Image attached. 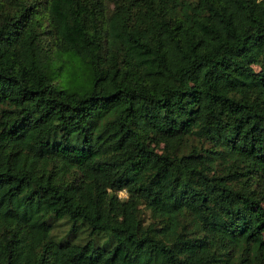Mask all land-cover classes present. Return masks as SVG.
Segmentation results:
<instances>
[{
  "label": "trees",
  "instance_id": "1",
  "mask_svg": "<svg viewBox=\"0 0 264 264\" xmlns=\"http://www.w3.org/2000/svg\"><path fill=\"white\" fill-rule=\"evenodd\" d=\"M0 264H264V0H0Z\"/></svg>",
  "mask_w": 264,
  "mask_h": 264
},
{
  "label": "rangeland",
  "instance_id": "2",
  "mask_svg": "<svg viewBox=\"0 0 264 264\" xmlns=\"http://www.w3.org/2000/svg\"><path fill=\"white\" fill-rule=\"evenodd\" d=\"M121 196H122V197H125V196H126V194H122ZM59 232H60V231H59Z\"/></svg>",
  "mask_w": 264,
  "mask_h": 264
}]
</instances>
